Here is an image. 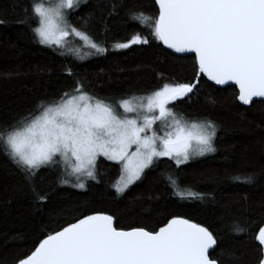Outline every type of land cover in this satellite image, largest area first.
<instances>
[{
	"label": "trees",
	"instance_id": "obj_1",
	"mask_svg": "<svg viewBox=\"0 0 264 264\" xmlns=\"http://www.w3.org/2000/svg\"><path fill=\"white\" fill-rule=\"evenodd\" d=\"M32 2L0 0V127L78 87L118 105L164 84L189 83L198 87L168 107L182 121L215 124L216 151L183 165L161 159L124 193L114 187L122 165L104 158L84 190L60 183L63 165L43 167L34 185L48 199L37 202L33 185L0 148V264H18L48 234L94 213L112 215L124 230L158 231L182 217L212 232L216 248L210 258L218 264H260L256 237L264 227V102L243 107L235 87L212 85L197 71L195 55L170 52L151 35V21L133 19L139 13L155 18V0L84 1L70 13V22L105 49L89 55L42 45L33 31L38 25ZM135 34L149 42L116 47ZM248 176L251 183L244 182ZM237 225L243 231H235Z\"/></svg>",
	"mask_w": 264,
	"mask_h": 264
},
{
	"label": "snow or ice",
	"instance_id": "obj_2",
	"mask_svg": "<svg viewBox=\"0 0 264 264\" xmlns=\"http://www.w3.org/2000/svg\"><path fill=\"white\" fill-rule=\"evenodd\" d=\"M78 2L33 0L31 15L38 25L33 31L39 42L48 46L63 47L66 38L74 35L97 53H103L104 48L67 21L64 10ZM156 3L159 10L155 18L139 13L133 14V19L151 21V35L175 52L195 53L197 71L209 80L218 85H238L236 99L242 104H251L255 97L264 98V0ZM148 42L135 34L116 47L126 49ZM194 87L189 83L164 84L146 97L120 101L118 107L123 113L78 87L72 93L65 92L59 100L42 102L15 123L0 127V148L33 185L37 202L48 199L34 185L42 167L63 165L60 183L69 184L67 177L74 176L76 183L72 186L83 189L82 178L96 179L98 156L123 162V174L114 185L117 193H123L140 179L154 158L168 157L180 165L193 156L216 151L215 124L182 121L168 107ZM128 113L136 116L130 118ZM157 120L165 127L164 134L157 136L153 131L148 135ZM133 145L136 150L130 153ZM168 179L175 184L171 177ZM252 181V176L244 178L245 183ZM234 230L243 231L238 225ZM256 239L264 246V228H260ZM214 245L212 232L182 217H173L158 231L142 227L124 230L115 226L112 215L94 213L48 234L18 264H216L209 258ZM261 254L264 256V248Z\"/></svg>",
	"mask_w": 264,
	"mask_h": 264
},
{
	"label": "rangeland",
	"instance_id": "obj_3",
	"mask_svg": "<svg viewBox=\"0 0 264 264\" xmlns=\"http://www.w3.org/2000/svg\"><path fill=\"white\" fill-rule=\"evenodd\" d=\"M84 1L86 0H79V2L77 4L74 5V7L72 9H65L64 11L66 12L67 14V21L69 24H71L70 22V13L74 12L75 10H77L83 3ZM46 2H51V3H56L57 0H46ZM72 25V24H71ZM73 27V26H72ZM39 38V37H38ZM42 44V43H41ZM44 46H48V45H45V44H42ZM48 47H57L58 49L60 50H63V51H68L70 53H73V54H79V55H89L91 52L90 51H93L94 49L86 46L84 44V42L82 40H80L78 37H75L74 35H70L69 37L66 38L65 42H64V46L63 47H59L57 45H51V46H48ZM78 50V51H77ZM185 96L183 97H180L178 99H181V98H184ZM177 99V100H178ZM176 101V100H175ZM174 102V101H173ZM111 105V104H109ZM119 105V104H118ZM118 105H111L118 113H123V109L118 107ZM169 106V105H168ZM139 112H144L143 109H138ZM130 118L131 117H135L136 114L135 113H128L127 114ZM169 124H170V119H169ZM155 131L157 136H162L164 134V131H165V127L164 125L161 123V121L157 120L156 123H154L152 125V129L148 131V135H151L152 132ZM136 150V146L133 145L130 149H129V152H134ZM201 156H193L192 158H190L186 163H188L189 161H193V160H196L197 158H199ZM101 158H104L110 162H113V163H119L122 165L123 162H117L115 160H109L107 159L106 157L104 156H98L97 157V160H96V173H97V164H98V161L99 159ZM170 159L168 157H158V158H154L153 159V163L151 165H149L147 168L144 169V171L142 172L141 176H140V179L142 178V176L144 175V173L149 169L151 168L154 164H156L158 161H160L161 159ZM172 160V159H170ZM173 162H175L174 160H172ZM186 163H183V164H186ZM183 164H180V165H183ZM47 167V166H45ZM43 168V167H42ZM123 174V173H122ZM97 176V175H96ZM71 179L73 180H69L71 183H76V179L74 176H71ZM140 179L136 180L134 183L130 184L124 192H126L128 189H130L133 185H135ZM84 184H85V187L82 189L84 190L86 188V183L88 180H91V179H87V178H82ZM120 181V180H119ZM118 181V182H119ZM72 185V184H71ZM80 189V188H79ZM116 189V188H115ZM123 192V193H124Z\"/></svg>",
	"mask_w": 264,
	"mask_h": 264
},
{
	"label": "water",
	"instance_id": "obj_4",
	"mask_svg": "<svg viewBox=\"0 0 264 264\" xmlns=\"http://www.w3.org/2000/svg\"><path fill=\"white\" fill-rule=\"evenodd\" d=\"M155 1H156V0H155ZM157 5H158V4H157ZM158 7H159V5H158ZM161 43H162V45L164 46V48H166L167 50H169L170 52H172V53H174V54H177V55H180V56H190V55H195V53H188V52H186V53H177V52H175L174 49H170V48H168L167 45L163 44V42H161ZM204 76H205V75H204ZM205 78L207 79V81H208L209 83H211L212 85H214V86H216V87H218V88L225 89V88H228V87H235L237 90H239V89H238V85H235L234 82H229L228 84H225V85H218V84L215 83V81L209 80L206 76H205ZM197 87H198V84H195V87H194L193 90H195ZM189 94H190V93H189ZM189 94H187V95H189ZM255 102H264V98H261V97H255V98H253V102H252L251 104H249V105H244V104H242L241 102H239V103H240L243 107H245V108H250ZM114 222H115V226H116V221H115V219H114ZM263 228H264V227H263ZM257 243H258V245H259L261 248H264V246H262V245L259 244V241H258V240H257ZM215 248H216V245H214V247H213L212 249L209 250V258H210V256H211V254L214 252ZM210 259H211V258H210ZM263 259H264V256H263ZM216 264H218V263L216 262ZM260 264H261V263H260Z\"/></svg>",
	"mask_w": 264,
	"mask_h": 264
}]
</instances>
